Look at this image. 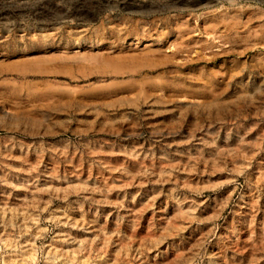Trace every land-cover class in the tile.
<instances>
[{
	"label": "rangeland",
	"instance_id": "374dc122",
	"mask_svg": "<svg viewBox=\"0 0 264 264\" xmlns=\"http://www.w3.org/2000/svg\"><path fill=\"white\" fill-rule=\"evenodd\" d=\"M26 263L264 264V0H0V264Z\"/></svg>",
	"mask_w": 264,
	"mask_h": 264
},
{
	"label": "bare ground",
	"instance_id": "6f19581e",
	"mask_svg": "<svg viewBox=\"0 0 264 264\" xmlns=\"http://www.w3.org/2000/svg\"><path fill=\"white\" fill-rule=\"evenodd\" d=\"M33 259V258H32ZM33 261V260H32ZM26 264H28V263H26Z\"/></svg>",
	"mask_w": 264,
	"mask_h": 264
}]
</instances>
